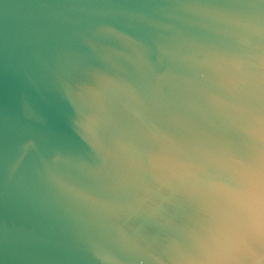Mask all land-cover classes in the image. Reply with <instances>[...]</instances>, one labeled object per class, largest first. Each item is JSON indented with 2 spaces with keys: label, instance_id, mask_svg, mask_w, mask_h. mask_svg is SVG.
Listing matches in <instances>:
<instances>
[{
  "label": "clouds",
  "instance_id": "1",
  "mask_svg": "<svg viewBox=\"0 0 264 264\" xmlns=\"http://www.w3.org/2000/svg\"><path fill=\"white\" fill-rule=\"evenodd\" d=\"M0 264H264V0H0Z\"/></svg>",
  "mask_w": 264,
  "mask_h": 264
}]
</instances>
